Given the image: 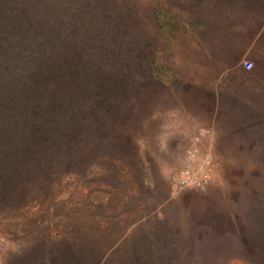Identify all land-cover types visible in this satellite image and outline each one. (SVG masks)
Listing matches in <instances>:
<instances>
[{
    "label": "rangeland",
    "instance_id": "obj_1",
    "mask_svg": "<svg viewBox=\"0 0 264 264\" xmlns=\"http://www.w3.org/2000/svg\"><path fill=\"white\" fill-rule=\"evenodd\" d=\"M5 1L0 15L15 25L22 9L39 21L50 1L67 61L80 60V0ZM114 1L108 33L119 51L110 61L126 86L98 117L97 151L48 172L45 194L0 211V264H264V86L229 108L246 124L238 137L183 142L174 131L183 108L158 97L146 56L147 22L158 8L172 17L184 0ZM93 30L81 34L86 45ZM188 165L211 179L181 188Z\"/></svg>",
    "mask_w": 264,
    "mask_h": 264
},
{
    "label": "trees",
    "instance_id": "obj_2",
    "mask_svg": "<svg viewBox=\"0 0 264 264\" xmlns=\"http://www.w3.org/2000/svg\"><path fill=\"white\" fill-rule=\"evenodd\" d=\"M115 3L80 0L81 34L94 29L96 38L86 45L80 34L76 64L67 61L64 37L50 21V1L40 5L39 21L24 9L16 25L0 15V211L45 194L48 172L72 169L82 152L98 150V117L126 86L110 61L119 51L108 33Z\"/></svg>",
    "mask_w": 264,
    "mask_h": 264
},
{
    "label": "crops",
    "instance_id": "obj_3",
    "mask_svg": "<svg viewBox=\"0 0 264 264\" xmlns=\"http://www.w3.org/2000/svg\"><path fill=\"white\" fill-rule=\"evenodd\" d=\"M147 30V75L165 105L183 108L174 128L181 140L212 147L238 137L246 124L229 119V108L264 86V0H184L172 17L158 8Z\"/></svg>",
    "mask_w": 264,
    "mask_h": 264
},
{
    "label": "built area",
    "instance_id": "obj_4",
    "mask_svg": "<svg viewBox=\"0 0 264 264\" xmlns=\"http://www.w3.org/2000/svg\"><path fill=\"white\" fill-rule=\"evenodd\" d=\"M244 66L245 68H250L252 66V62L246 60L244 61ZM210 179L211 176L207 169L200 172L188 165L181 169L177 183L181 188H189L201 186Z\"/></svg>",
    "mask_w": 264,
    "mask_h": 264
}]
</instances>
